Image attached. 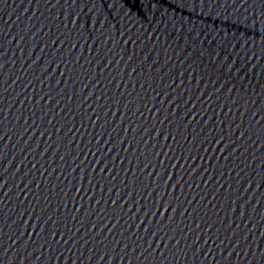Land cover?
<instances>
[{"label":"water","instance_id":"1","mask_svg":"<svg viewBox=\"0 0 264 264\" xmlns=\"http://www.w3.org/2000/svg\"><path fill=\"white\" fill-rule=\"evenodd\" d=\"M0 264H264V0H0Z\"/></svg>","mask_w":264,"mask_h":264}]
</instances>
